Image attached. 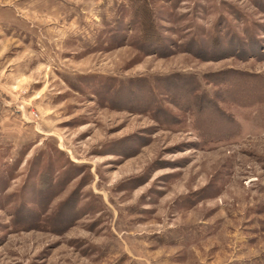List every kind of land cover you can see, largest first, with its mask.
I'll return each mask as SVG.
<instances>
[{
    "label": "rangeland",
    "instance_id": "obj_1",
    "mask_svg": "<svg viewBox=\"0 0 264 264\" xmlns=\"http://www.w3.org/2000/svg\"><path fill=\"white\" fill-rule=\"evenodd\" d=\"M0 264H264V0H0Z\"/></svg>",
    "mask_w": 264,
    "mask_h": 264
}]
</instances>
